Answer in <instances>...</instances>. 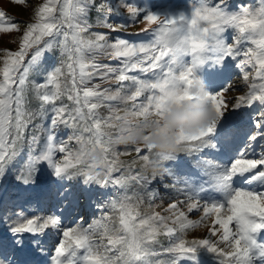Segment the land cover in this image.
<instances>
[{
    "label": "snow or ice",
    "instance_id": "obj_1",
    "mask_svg": "<svg viewBox=\"0 0 264 264\" xmlns=\"http://www.w3.org/2000/svg\"><path fill=\"white\" fill-rule=\"evenodd\" d=\"M12 2L30 5V0ZM94 3L95 0H45L42 4L31 5L34 9L32 22L23 27L0 11V33H22L18 50H0V173H5L6 167L27 150L26 164L17 178L28 183L40 166L47 164L57 178L58 186L54 185L42 202L51 201L53 195L62 201L50 214H41L44 209L40 202L31 214L0 215V224H9L6 231L13 234L5 238L0 233V264H33L30 259H17L18 253L26 256L35 253L48 258L49 264H77L78 253H82L79 256L82 264H117V261L147 264L145 257L153 254L152 245L161 232L173 236L177 231L197 227L205 218L212 219L209 238L187 243L180 237L166 251L178 260L203 247L215 253L221 264H249L251 248L255 244L251 234L264 228V193L236 189L223 204H201V201L187 197L188 213L202 209L200 221L189 219L184 211L178 210L177 203L166 209L172 216L141 215L134 211V207L143 202L141 193L133 191L130 194L129 184L135 182L138 189L152 196L155 190L151 185L158 175L156 171H149L153 160L149 154L161 164L172 153L154 154L148 144L150 135H145L139 144L125 145L123 151L116 146L119 140L147 124L150 117L163 116L171 106L197 99L192 91L197 69L206 63L221 65L230 58L235 68L242 72V83L248 86V91L229 100L225 94L235 88L229 81L215 93L208 92L207 99L217 119L194 133L179 132L175 142L183 150L204 146L206 138L216 133V125L225 112L251 107L258 102L259 110L253 115L257 131L232 160L224 180L245 174L253 179L264 177V145L260 144L264 139V0H260L257 8L240 4L236 11L229 10L228 0H215V3L198 0L188 14L180 12L175 16L141 14L138 8L125 3L129 23L113 24L106 16L102 26L108 32L104 33L91 31L94 25L89 23L88 13ZM108 14L117 12L109 8ZM138 19L155 26L150 31L142 30L146 36H151L150 40L133 42L119 35L114 40L109 39L110 34L120 33ZM229 29L234 32L230 43L224 36ZM246 41L255 47L244 48ZM10 42L17 41L12 38ZM96 49L120 63L117 66L97 64L89 55ZM46 52L53 53L57 59V66L50 73L38 66ZM245 66L255 71L254 77L244 71ZM133 72L140 75L129 74ZM31 73L43 80L30 81ZM96 76L101 80L114 79L119 86L115 90L101 89L100 84H92ZM256 79L260 83H256ZM48 85H54L55 90L44 91ZM66 90L67 99L74 102V108L54 103ZM30 93L42 102L37 112L27 107ZM107 102L118 103L114 106ZM45 104L52 105V117L51 127L36 126L46 138L41 145L37 132L28 133L27 130L35 119L46 115ZM119 105H123V109ZM104 107L110 110L107 116L99 111ZM60 124L73 128L67 141L58 140L55 135ZM220 139L224 142L232 139L229 127L220 133ZM73 140L78 145L74 149L70 147ZM258 147L261 151L255 158L248 154L257 152ZM144 150L148 154H144ZM132 151L136 153L134 159L127 162L120 159ZM97 152L99 158L93 156ZM58 153L63 154L62 159H57ZM137 163L139 169L135 167ZM70 180L113 189L111 200L97 206L101 212L105 207L110 210L105 216L118 214L119 226L114 227V234L105 232L107 245L111 247L93 240L91 225L87 228L79 224L76 227L63 225V209L69 201L75 203L78 199L72 184L68 183ZM12 220L16 223H10ZM50 231H55L59 240L54 249L46 246L45 238ZM114 249L119 255H108Z\"/></svg>",
    "mask_w": 264,
    "mask_h": 264
},
{
    "label": "rangeland",
    "instance_id": "obj_2",
    "mask_svg": "<svg viewBox=\"0 0 264 264\" xmlns=\"http://www.w3.org/2000/svg\"><path fill=\"white\" fill-rule=\"evenodd\" d=\"M44 2L45 0H30V5H19L13 3L12 0H0V11L5 12L8 16L12 17L14 21L19 23L21 27H23L25 23L32 22L34 9L31 5H38ZM125 3L138 8L141 14L151 13L163 16H175L180 12L188 14L191 7L198 4V1L113 0L109 5L113 7L117 14H122L123 16L118 21L108 20L110 23H129V13L124 6ZM213 3H215V0H213ZM228 4L230 11H236L238 10L237 6L240 4H244L252 8H257L259 7L260 0H228ZM89 23L92 24L90 21ZM93 25L94 27L91 29L92 32L104 33L108 31L106 27L102 26V22ZM151 27L155 26H149L142 19H138L136 23L126 27L122 30V32L131 34L132 39L137 38L136 41L133 42H143L150 40L151 36H146L142 30L149 29L150 31ZM135 33H139V35H133ZM21 35L22 33L19 32H13L10 34L0 33V50H18V40ZM117 35L119 34L113 36L109 35V39L114 40ZM232 35H234V32L231 29L224 33V36L227 38V41L229 43L231 42ZM12 38H15L17 42H10ZM243 47L247 48L255 46L246 41ZM89 55L97 64H104V59L108 60V65L111 66H117L120 63L119 60L115 61L114 59H109L106 54L99 49L93 50V52L89 53ZM186 59L190 60V57H187ZM229 60L231 59L226 58L224 61H222L221 65L210 66L208 63H206L205 65H202L199 69H197L196 76L202 79L203 83L205 84L206 90L210 94L215 93L222 87H217V85H214L212 81L213 79H209L206 76V71H210L212 68L217 67L219 68V70L214 71L213 75H219V72H223L226 69L227 66L225 65V62ZM0 66H2V63H0ZM38 66H42L44 72H52L57 66L56 56L51 52H46L44 56L39 60ZM244 71L249 72L251 74V77L255 76V71L250 66H245ZM136 74L140 75L139 73ZM29 80L33 82H41L43 80V77H37L34 73H31L29 76ZM229 81H231L235 85V88L225 94L226 98H228L229 100H232V98L238 95H242L246 91H248V86L242 83V72L240 70L234 72ZM256 83H260L259 79H256ZM61 84L63 86L64 77L61 78ZM92 84H100L101 89L110 87L113 90H115L119 86L114 79L101 80L99 76H96L92 80ZM68 86H71L70 79L68 80ZM54 90V85H48V88L44 91L51 92ZM142 99L143 97L140 98V100ZM41 103L42 102L34 94L30 93L28 95L27 107L29 110L33 112L39 111ZM54 103L56 104V106H60L63 104L69 106V108L71 107L72 103L73 108L75 107L73 101L71 103L68 102L67 90L65 91L64 96H62L60 100L55 101ZM107 103H111L116 106L118 102ZM43 106L48 110L46 115L43 116V118L35 119L33 121V124L30 125L27 130L28 133L36 131L40 136V139L42 132L36 126L42 125V127L44 128L46 122L48 121H50L51 125V118H49V115L52 114V105L45 104ZM119 107L123 109L124 106L119 105ZM229 107H231V105H229ZM249 108L250 107H243L238 110H230L225 112L224 116L221 117L220 121L216 125V133H214L211 137L206 138L204 146L185 149L178 153H172L170 158L162 160L156 172L159 177H165L164 179L158 178L153 182V184L151 185V189H154L155 191L152 196H149L147 191L138 189L135 182H130L129 190H131L130 187L135 188V191H139L141 193L143 200V202L138 206H135L136 202L135 200L133 201V204L135 206L134 211H138L141 215L159 213L161 216H172V213L166 211V209H168V206L170 204L177 203L178 210L184 211L188 215L189 219L200 221L201 217L203 216L202 209L193 210L191 213H188L187 197L201 201V204H223L230 197L231 193L236 189H244L264 193V177L253 179L248 174H245L243 177L233 176L230 181L224 180V176L230 168L232 160H234L237 157V154L246 146L249 137L257 131L253 123V118L247 119L251 115L249 114ZM256 109L257 113L259 110V105L256 107ZM99 111L102 115L107 116L110 110L107 107H104L99 109ZM120 114L122 115L123 112L121 111ZM235 118H237L238 120L236 121ZM225 127H229L232 131V139L229 142H224L220 139V133L224 131ZM247 127H252V133L243 134L244 128ZM68 129L70 131L64 133L67 135V139L73 134V128L68 127ZM106 130L112 131L111 129ZM71 142L75 141L73 140ZM260 144L264 145V139L260 142ZM116 147L120 151H123L125 149V145L123 144H119ZM253 147H255V145ZM260 151L261 148L258 147L257 152H249L248 154L255 158ZM144 154H148L146 150H144ZM149 155L152 159L155 158L154 156H151V154ZM24 157L27 160V150H25V152H22L10 166L6 167L5 173H0V188L2 186L6 187V184H9V187L11 186L10 183L19 173V164ZM135 157L136 153L132 151L130 155L121 156L120 159L127 162L134 159ZM62 158L63 154L58 153L57 159ZM135 167L139 169L140 164L137 163ZM39 172V175L34 177L30 182L31 191L35 197H30L29 194L24 195V198L27 200L26 202L29 204H34V206L25 205L23 209H19V207H10L9 209H7V211L4 212L3 215L11 216L14 213L20 212H29V214H31V211L37 210L38 203L42 202V198L44 197V195L52 189L51 179H56V177H54L52 174V170L48 167L47 164H42L39 168ZM117 175L119 174L117 173ZM251 181L257 182L259 183V185H256L257 187L255 188L250 187L254 186L250 183ZM86 187L88 188L86 194H81V199L84 200L85 203L81 204L79 207L73 206L72 209L65 208V212L63 209V225L66 227H76L79 224L85 228L91 225L93 228L92 238L94 241H96V238H98V232L100 231L99 226L104 227L103 233L109 230L113 232L112 234H114V227L119 226L118 214L110 213V215L105 216V213L110 212L109 209H107V211H103L104 213L98 211L97 206L104 205L105 201L111 198L113 194V189L111 187H107L102 190V187L95 183L87 184ZM5 195H7V198L10 197V195H8L7 189ZM60 204L61 202H59V199H56L53 195L51 201H43L41 203V207H43L44 209V212L41 214H50L56 209V206ZM0 215H2L1 212ZM92 217H95L96 220L94 224H92ZM174 218L175 217H173V219ZM10 223H16V221L12 220ZM9 226V224H0V233H2L5 238L13 235L11 232L6 231V228ZM212 226V219L205 218L197 227H190L184 232L178 231L179 235L178 237H175L173 243L177 242V239L180 237H182L187 243H191L192 241H197L204 238H209V230ZM216 227L218 228L219 226L217 225ZM160 234L157 236V242L153 244V246H155L157 250L154 257L156 262L164 255H168V252L166 251L167 247L160 243ZM251 235L252 239L255 241V244L251 248L249 264H264V228L257 230ZM167 236L168 235L165 234L164 239ZM45 239L46 246L53 249L54 246L59 242L55 231H50L49 235ZM221 247H223V245H221ZM81 254L82 253H78L77 264H82V261H79V256ZM108 255L116 257V255H119V252L114 249L112 252L108 253ZM184 258L188 261H194L196 262V264H221V259L215 253L209 252L207 248L203 247L198 248L193 254L184 256ZM17 259L21 261L30 259L33 261V264H49L48 258L38 256L35 253H31L27 256L23 253H18Z\"/></svg>",
    "mask_w": 264,
    "mask_h": 264
},
{
    "label": "trees",
    "instance_id": "obj_3",
    "mask_svg": "<svg viewBox=\"0 0 264 264\" xmlns=\"http://www.w3.org/2000/svg\"><path fill=\"white\" fill-rule=\"evenodd\" d=\"M110 1L112 2L113 0H95L94 5L92 6V8L90 9V12L88 13V20L92 24H97L99 22H103L106 16H107L108 20H112V21H118L123 16L122 14H111V15L108 14V9L109 8L113 9V7L111 5H109V4H111ZM127 1H131V0H127ZM196 1H198V0H196ZM94 33H100V32H94ZM118 34H119L120 38L127 39V40H130V41H136V39H137V38L132 39V35L131 34L124 33L122 31L120 33H118ZM110 35L113 36V35H116V33H112ZM104 60H105L104 64H108V60H106V59H104ZM115 61H118V60H115ZM225 63H226L225 65L227 67H226V69L223 72H219V75H216V74L213 75L214 71L219 70V68H217V67L212 68L210 71H206V76L209 79H213L212 81H213L214 85H217V87L225 86V84H227L229 82L232 74L234 72H236V71H239V70H234L236 68H234L235 67V63L232 60L226 61ZM231 67H233V68H231ZM129 74L130 75H137L135 72L129 73ZM211 76H212V78H211ZM68 102L71 103L72 101L68 100ZM258 105H259L258 102H254V104L249 108V114H251V115L247 119L253 118V115L257 111L256 107ZM70 108H73L72 103H71V107ZM51 115H49V118H51ZM235 120L237 121L238 119L235 118ZM49 127H51L50 121L46 122L44 128H49ZM68 131H70L68 129V126H65L64 124H60L55 129V135H56L58 140L62 139V140L67 141L68 140L67 139V135L64 134V133L68 132ZM243 131H244L243 134L252 133V127L244 128ZM85 135H87V134H85ZM45 139L46 138L42 134L41 135V139H39V143L41 145H43L45 143ZM262 140L263 139H261L260 142ZM70 147L74 149V148L78 147V145L76 144V142H70ZM25 164H26V158L24 157L23 160L19 164V167H20L19 171L24 167ZM39 173H40L39 170H37V172L35 174V177L38 176ZM164 177L165 176H163V177H159L158 176V178H161V179H164ZM51 180H52L51 181L52 188H53L54 185L58 186L57 178L55 180L54 179H51ZM30 182L24 183L21 179H18L17 176H15L14 179L12 180V182L10 183L11 184L10 187H9V184H6L7 188L4 187V186H2L0 188V203H1L0 212L2 213V215L10 207H15V208L19 207V209H23L25 205H28V206H32L33 205L34 206V204L27 203L26 202L27 200L24 198V195H26V194H29L30 197L34 196V194L31 191ZM68 183L72 184V188H73L74 192H76L78 199L76 200L75 203L69 201V203H68L66 208L72 209L73 206H76V207L78 206L79 207L81 204L85 203V201L81 199V194L82 193L86 194V191L88 190V188L86 187V184H84L82 180H75V181L70 180V181H68ZM250 183L252 185H254V186H250V187H253V188L257 187L256 185H259V183L254 182V181H251ZM105 188H107V187H102V190L105 189ZM130 188H131V190H129V193L131 194V192L135 191V188H133V187H130ZM6 189L8 191V195H10L9 198H7V195H5ZM110 200H111V198L109 200L105 201L104 205H106ZM59 202L62 203V201L60 199H59ZM107 209L108 208L106 207L104 211H107ZM65 211L66 210L64 208V212ZM102 213H104V212H102ZM91 219L93 220L92 224H94L96 222L95 217H92ZM99 229H100V231L98 232V238H96V241L102 243L103 245H107V238L105 236V232L103 233L104 227L99 226ZM107 232L110 235L113 233L112 231H109V230H107ZM178 235H179V233L177 231L176 233H174L173 236H169L168 235L164 239L165 233L161 232L160 238H159L160 243H162V245H165L167 247V249H168V248L171 247V244L174 242L175 237H178ZM107 246L111 247L110 245H107ZM152 252H153V254L145 257V260L147 261V264H196V262L188 261L184 257L183 258H179L177 260L175 255L173 253H169V252H168V255H164L162 258H159V260H157V262H156L154 257H155V254H156L157 250H156V247L153 246V245H152ZM116 256H118V255H116ZM117 264H123V262L122 261H117Z\"/></svg>",
    "mask_w": 264,
    "mask_h": 264
},
{
    "label": "clouds",
    "instance_id": "obj_4",
    "mask_svg": "<svg viewBox=\"0 0 264 264\" xmlns=\"http://www.w3.org/2000/svg\"><path fill=\"white\" fill-rule=\"evenodd\" d=\"M192 91L197 95V99L173 105L163 116L150 117L147 124L119 140L118 143L123 145L139 144L145 135H150L148 144L152 146L154 154L183 151V148L178 147L175 142L179 132L194 133L217 119L216 112L207 99L208 91L199 77L192 83ZM93 156L99 158L100 153H93ZM159 166L160 164L154 158L149 170L157 171Z\"/></svg>",
    "mask_w": 264,
    "mask_h": 264
}]
</instances>
